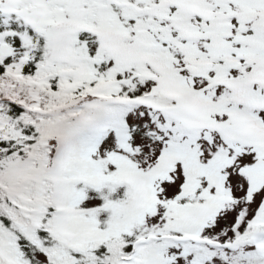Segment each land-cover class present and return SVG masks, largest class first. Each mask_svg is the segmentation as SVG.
<instances>
[{
  "label": "snow or ice",
  "instance_id": "snow-or-ice-1",
  "mask_svg": "<svg viewBox=\"0 0 264 264\" xmlns=\"http://www.w3.org/2000/svg\"><path fill=\"white\" fill-rule=\"evenodd\" d=\"M0 264H264V0H0Z\"/></svg>",
  "mask_w": 264,
  "mask_h": 264
}]
</instances>
